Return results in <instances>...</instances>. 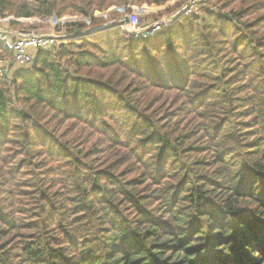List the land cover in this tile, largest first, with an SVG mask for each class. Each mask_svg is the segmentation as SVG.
<instances>
[{
    "label": "trees",
    "instance_id": "16d2710c",
    "mask_svg": "<svg viewBox=\"0 0 264 264\" xmlns=\"http://www.w3.org/2000/svg\"><path fill=\"white\" fill-rule=\"evenodd\" d=\"M167 1L0 15L95 25ZM0 264H264V0H206L150 38L70 37L0 76Z\"/></svg>",
    "mask_w": 264,
    "mask_h": 264
},
{
    "label": "rangeland",
    "instance_id": "374dc122",
    "mask_svg": "<svg viewBox=\"0 0 264 264\" xmlns=\"http://www.w3.org/2000/svg\"><path fill=\"white\" fill-rule=\"evenodd\" d=\"M189 1L192 2L193 0H168L163 5L147 4V3H143L140 5L112 4L107 9L97 12L96 14L97 23H95V25L92 24V21L89 20L87 21L85 19L86 17L81 18L82 16L79 14H68L60 18L57 16H50V17L34 16L32 18H16L15 16L2 17L0 15V28L8 29L11 32H25V33L36 32L41 34L55 33L60 37L64 36L63 38L60 39V42L57 45L59 46L60 43L70 38L69 35L79 32L80 30H78L79 29L78 26L81 25L82 23H86L89 26L88 28L83 27L81 31L89 30L92 28L109 24L113 21L119 20L125 16H129L130 14L131 15L133 14L136 15L137 18L139 19L141 29H145L154 23H158L163 19L172 18L181 11L182 13H180L179 15L181 14L191 15L196 12H201V8H203V4L206 0H198L195 3L192 2L190 3V6L186 8V4ZM240 6L235 5V11L222 8L220 4L217 5V8L218 9L221 8L220 11L222 14H226L229 17L236 19V13L240 9ZM111 7H114V9L110 10ZM10 21H18V24L11 25ZM74 25H77V29L72 28L74 27ZM142 37L150 38L145 36ZM3 56H5V54H3ZM9 56L10 54L7 53L5 57H9ZM27 218L31 219L32 215L28 216ZM78 252L74 251V253H78Z\"/></svg>",
    "mask_w": 264,
    "mask_h": 264
},
{
    "label": "built area",
    "instance_id": "2783aa9c",
    "mask_svg": "<svg viewBox=\"0 0 264 264\" xmlns=\"http://www.w3.org/2000/svg\"><path fill=\"white\" fill-rule=\"evenodd\" d=\"M197 1L198 0H193L192 2L195 3ZM192 2L190 1V3ZM112 9H114V7L110 8V10ZM128 18V23L121 21V18L119 20L111 22V26H117L123 31L128 32L129 35L133 37H150L156 35L164 29L173 25V21L176 19V17L163 19L158 23H154L145 29H141L140 21L136 15L130 14ZM85 19L87 21H91L90 18ZM89 33L92 32H88V30H83L69 36L83 37ZM63 37H60L55 33L41 34L36 32H11L8 29L0 28V41L4 43L6 49L10 52L9 57H5L0 54V76L11 75V66H15L17 68L29 67L34 61V58L38 51L52 50L53 48L57 47L60 42V39Z\"/></svg>",
    "mask_w": 264,
    "mask_h": 264
},
{
    "label": "water",
    "instance_id": "95a60500",
    "mask_svg": "<svg viewBox=\"0 0 264 264\" xmlns=\"http://www.w3.org/2000/svg\"><path fill=\"white\" fill-rule=\"evenodd\" d=\"M189 6H190V1L186 4V8H188ZM180 13H182V11L179 12V13H177L173 17H177ZM121 21H124L125 23H128L129 22L128 16L123 17ZM111 25L112 24L109 23V24H106V25H103V26H99V27H96V28H92V29H89L88 32H98V31H102V30H105L106 28H109Z\"/></svg>",
    "mask_w": 264,
    "mask_h": 264
},
{
    "label": "crops",
    "instance_id": "0c3cea01",
    "mask_svg": "<svg viewBox=\"0 0 264 264\" xmlns=\"http://www.w3.org/2000/svg\"><path fill=\"white\" fill-rule=\"evenodd\" d=\"M1 53V52H0ZM17 69L15 66H11V70Z\"/></svg>",
    "mask_w": 264,
    "mask_h": 264
}]
</instances>
